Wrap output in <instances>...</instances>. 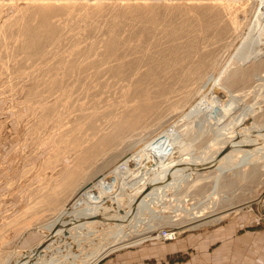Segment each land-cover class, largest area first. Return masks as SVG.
I'll use <instances>...</instances> for the list:
<instances>
[{
    "label": "rangeland",
    "instance_id": "obj_1",
    "mask_svg": "<svg viewBox=\"0 0 264 264\" xmlns=\"http://www.w3.org/2000/svg\"><path fill=\"white\" fill-rule=\"evenodd\" d=\"M263 27L264 0H0V264L100 194L121 192L134 171H154L155 156H200L220 142L264 96ZM245 42L254 53L240 61ZM252 122L264 124V109ZM215 171L174 193L164 215L203 205ZM217 193L228 199L219 201V221L99 264H143L129 253L206 234L246 212L258 221L264 162L224 175Z\"/></svg>",
    "mask_w": 264,
    "mask_h": 264
},
{
    "label": "bare ground",
    "instance_id": "obj_2",
    "mask_svg": "<svg viewBox=\"0 0 264 264\" xmlns=\"http://www.w3.org/2000/svg\"><path fill=\"white\" fill-rule=\"evenodd\" d=\"M245 44L246 42L240 61L254 53L252 47L249 49L248 45L246 49ZM263 78L264 76H259L258 80H264ZM243 94L235 95L234 102L240 103L249 96L248 92ZM254 99V103L243 111L236 126L225 132L222 138L226 137L224 142H221L222 139L220 142L215 141L200 156L179 153L166 159L155 153V158H159V166L154 171H134L135 178L120 187L122 193L115 190L109 194V199L100 194L79 216L58 221L51 227L53 231L47 239L26 251L24 256L9 258L6 263L99 264L121 249L138 246L159 237L174 240L177 230L197 227L207 219L219 221L223 218L216 219L222 213L218 210L219 201L228 200L225 196L220 198L217 193L220 179L235 169L264 162V124L252 122L264 109V96L258 93ZM226 148L228 150L225 151ZM150 152L154 154L153 151ZM213 171L218 175L214 176L213 191L203 205L199 204V207L190 210L182 209L180 215H164L166 203L174 193L197 181L195 175L212 174ZM99 197L101 201L97 202ZM261 198L257 199L258 221L264 226V193ZM246 205L239 206L242 208ZM230 207L234 209L237 206ZM162 222L169 223L172 230L158 235ZM58 223L59 226L56 225ZM100 227L102 231L99 230ZM164 233L173 235V238H166Z\"/></svg>",
    "mask_w": 264,
    "mask_h": 264
},
{
    "label": "crops",
    "instance_id": "obj_3",
    "mask_svg": "<svg viewBox=\"0 0 264 264\" xmlns=\"http://www.w3.org/2000/svg\"><path fill=\"white\" fill-rule=\"evenodd\" d=\"M150 246L149 251L129 255L135 254L143 264H264V230L247 212L206 234Z\"/></svg>",
    "mask_w": 264,
    "mask_h": 264
},
{
    "label": "built area",
    "instance_id": "obj_4",
    "mask_svg": "<svg viewBox=\"0 0 264 264\" xmlns=\"http://www.w3.org/2000/svg\"><path fill=\"white\" fill-rule=\"evenodd\" d=\"M164 236L166 237V238H169V239H172L173 237V235H171V234H167V233H164ZM170 236V237H169ZM174 238H175V235H174ZM167 240V239H166Z\"/></svg>",
    "mask_w": 264,
    "mask_h": 264
},
{
    "label": "water",
    "instance_id": "obj_5",
    "mask_svg": "<svg viewBox=\"0 0 264 264\" xmlns=\"http://www.w3.org/2000/svg\"><path fill=\"white\" fill-rule=\"evenodd\" d=\"M246 149H247V147H245ZM250 148V147H249ZM226 150H228L227 148L225 149V151ZM224 153V152H223ZM221 156H223V155H221ZM189 168H192L191 166H189ZM68 228H70V227H68ZM65 229H67V228H65Z\"/></svg>",
    "mask_w": 264,
    "mask_h": 264
}]
</instances>
